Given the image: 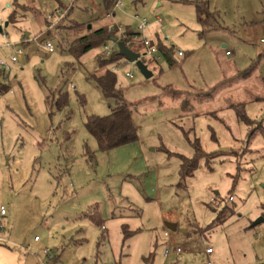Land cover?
Here are the masks:
<instances>
[{
	"label": "rangeland",
	"instance_id": "1",
	"mask_svg": "<svg viewBox=\"0 0 264 264\" xmlns=\"http://www.w3.org/2000/svg\"><path fill=\"white\" fill-rule=\"evenodd\" d=\"M32 1L37 14L4 27L10 9L0 0V57L7 60L14 46L23 51L0 78L7 87L0 93V264H205L208 245L224 253L247 248L243 226L264 217V0H207L217 28L197 22L196 0H123L108 11L111 18L101 0H75L77 22L96 16L98 25L115 24L134 41L145 18L140 34L151 40L156 32L174 50L172 67L157 54L140 56L149 79L140 59H124L114 70L133 108L138 140L107 153L98 151L84 123L112 108L91 79L103 73L96 57L104 46L75 60L61 53L46 35L59 19L48 27L43 22L57 0ZM58 1L65 7L73 2ZM152 57L156 63L147 62ZM245 70L251 72L246 79L239 76ZM60 92L65 97L58 107ZM231 104L244 105L247 125L227 108ZM196 148L206 156L180 179L179 156L193 159ZM213 211L231 219L229 229L224 223L200 228L214 220ZM95 212L93 221L88 216ZM173 220L179 230L171 232L165 223ZM126 225L139 232L125 239ZM253 229L250 249L262 253L251 264H264V223ZM176 247L182 251L177 256Z\"/></svg>",
	"mask_w": 264,
	"mask_h": 264
},
{
	"label": "trees",
	"instance_id": "2",
	"mask_svg": "<svg viewBox=\"0 0 264 264\" xmlns=\"http://www.w3.org/2000/svg\"><path fill=\"white\" fill-rule=\"evenodd\" d=\"M74 1L75 0H73L72 4L67 7L63 6L58 0L56 1L57 6L51 13L60 10L62 11V18L59 19L58 23L53 28L46 30V35L50 36L51 40L53 39L55 47L61 53H67L74 60L79 59L84 54L90 52V50L95 49L98 46H105L106 41L111 42L108 40L109 36L116 37L118 41L121 40L130 50H132L135 44L132 43L134 34L131 32L121 33L118 31L115 24L112 25L109 23H101V25H98V20H100V18L96 16L90 18L89 21L86 22H77V19L73 17V12L75 9H77L75 7ZM115 1L116 0H101V6L106 12L107 17L111 18V15L108 13V11L111 9V7H113ZM6 2H8V8L10 9L6 19L8 25L16 23L20 18H24L23 15L27 14L28 12H34L36 14L38 13L36 7L31 4L33 2L32 0L26 4H22L18 0H6ZM193 6L194 11L196 12V19L199 24L211 28L215 26L216 28L219 27V24L215 20L214 12L211 13L209 11L207 0H196L193 3ZM79 11H82V9H79ZM84 11L87 10L84 9ZM43 22L44 26L48 27V24L50 25L46 16L43 18ZM108 27L110 30L109 34L107 32ZM155 40L156 41L153 42V44L156 45L157 56L161 59L163 58L169 67H172L174 64V59H172L174 55L173 48L166 46L159 39ZM139 49L140 47L137 46L136 50L133 52L140 53ZM102 53L96 57V61L98 68L102 70L103 73L99 76L93 75L91 76V79L95 83L99 92H101L103 98L105 100L112 101V108L106 117H99L95 115L88 116L86 117L84 123L89 135L92 138H95L98 151L107 153L109 150L124 146V144H132L136 142L138 140V128L132 120L133 108L126 102L123 91L117 85V76H115L114 71L111 69V66L121 64L126 58L120 56L118 50L106 58L103 57ZM140 60L145 66H147L145 64V60L142 58ZM152 61L156 63L157 59L152 57V59L147 60V62L150 63ZM250 73V70H245V72L239 76L246 79ZM4 77L5 76L3 72L0 70V78ZM6 90L7 87L0 83V93ZM168 90L173 91L170 88H168L166 91ZM173 93L178 94L180 92L173 91ZM203 95L204 94L200 92L196 96L199 99V97ZM206 95L209 96L210 94L207 93ZM58 96H60L58 98H60L59 101L61 100V102L60 104L57 102V105L59 104L58 107H60L61 103L64 102L63 99L65 96H62L61 92ZM49 98L50 96H47V100ZM181 105L182 108L185 109L187 106L186 101L182 102ZM227 108L233 109L236 119H238L240 122H243L246 125L249 123V118H246L243 111L244 105L231 104ZM194 151H196V153L193 159H184L182 156H179L181 159V164L179 165L180 179H183L188 174H191L192 171L198 167L197 164L199 158L202 157V155L206 156L199 150V148L194 149ZM84 154L90 161H93L95 158L94 153H91L87 147H85ZM93 216L94 218H96V216L98 217L97 212H95L94 215L88 217L94 221ZM262 218L264 219V217ZM224 221L225 218L222 216V213H219L216 214L214 220L206 226L208 230H211L216 226H219V224L223 223ZM123 230L125 239L139 232V230H128L127 225L123 227ZM57 258L58 257L55 258V256H52L50 257V260L56 261Z\"/></svg>",
	"mask_w": 264,
	"mask_h": 264
},
{
	"label": "built area",
	"instance_id": "3",
	"mask_svg": "<svg viewBox=\"0 0 264 264\" xmlns=\"http://www.w3.org/2000/svg\"><path fill=\"white\" fill-rule=\"evenodd\" d=\"M122 5H123V0H116L114 5H113V7L114 8H119ZM61 15H62V11L57 10V11H54L53 13H47L46 17H47L49 22H54L55 20H58V19L62 18ZM136 18L139 19V17H136ZM147 24H148V21L145 18L139 19V23H138V26H137V29H138L139 32L135 34V40L134 41L132 40V43L135 44V45L138 44L139 47H141L143 49V52H142V54L140 56L151 57L152 55L157 54L156 45L153 44L152 40H149L146 37H144L142 34H140V32L142 33L144 31V28L147 26ZM117 29H118L119 32L122 31L121 27H117ZM140 35L142 37L141 39H140ZM2 38L6 39V35H3ZM12 46L13 45L9 44L8 42H6L4 44V47L9 49V51H10V49H12ZM44 47H46L49 52L54 50V47H52V44L50 42H46L44 44ZM14 48H15L14 52L12 54H10V56H9V58L7 60H5L4 58L0 57V70L3 72L4 76H5L6 73H9L11 71V65H13V63L17 62L18 58L23 55V51L20 48H17L16 46H14ZM117 50H118V48H117V45L115 43L108 42V44H105V46L103 47L102 55H103L104 58H106V57H109L113 52H115ZM226 55H229V53L226 52ZM177 56H181V53L178 52ZM121 65H122V63L114 65V66L111 67V69L114 71L115 69H117ZM125 76L132 78V75H130L128 73H126ZM232 200H233L232 198L229 199V201H232ZM4 214H5V210L2 207L1 210H0V216H2ZM164 236L167 237L168 233L165 232ZM34 240H38V238L35 237ZM176 252L180 253L181 249L177 248ZM46 253H47V251H45V254ZM205 253L207 255L212 254L213 253V249L208 247V248L205 249ZM167 255H168V248H165L164 251H163V256L166 257ZM50 257L51 256H49L48 258L50 259ZM205 264H212V263H211V261H206Z\"/></svg>",
	"mask_w": 264,
	"mask_h": 264
},
{
	"label": "crops",
	"instance_id": "4",
	"mask_svg": "<svg viewBox=\"0 0 264 264\" xmlns=\"http://www.w3.org/2000/svg\"><path fill=\"white\" fill-rule=\"evenodd\" d=\"M138 1H141V0H137L136 2H138ZM155 33V37L153 38V39H151L153 42H155L156 40L155 39H159L160 41H161V39H160V37L157 35V33L156 32H154ZM166 46H169V47H171L168 43L166 44V43H164ZM225 55H226V52H225ZM226 56H229V55H226ZM153 62V61H152ZM152 65L153 64H151V67H152ZM146 68H147V70L149 71V65H147L146 66ZM150 73H151V75H152V72L151 71H149ZM151 77H153V75L151 76ZM150 77V78H151ZM147 79V78H146ZM214 212V211H213ZM215 214L214 215H216V212H214ZM5 215V214H4ZM263 217V214L260 216V218H262ZM228 218V217H227ZM263 219V218H262ZM113 220H115V219H113ZM231 219H228V221H230ZM228 221L226 222V220L223 222L224 224H223V226L224 225H226V227H227V229H229V227H228ZM172 223L173 222H175V220H173V221H171ZM262 223H264V219H263V222ZM176 224V229L177 230H179L178 228V225H177V222L175 223ZM207 225V224H206ZM206 225H204V226H201L200 228H204ZM221 224H219V226H220ZM217 227V226H216ZM215 227V229H217ZM222 227V226H221ZM255 227V226H254ZM243 228H244V230H245V234H243V240H244V242H246L247 243V248H243V250L242 251H238L237 249L235 250V251H230V250H227V252L226 253H224V252H222V251H220V252H216L215 251V249L213 248V246H206V247H210V248H212L213 249V253L212 254H209V255H207L206 253H205V250H204V258L205 259H207L206 261H210V259L209 258H213L214 259V262L216 263V264H228V263H226V262H223V259H226V258H228L229 260H231V264H251L252 262H257L259 259H258V256H260L261 255V253H262V250H261V248H258L257 250H254V249H250V247H251V242H252V240H253V238H254V229H253V226H251V224H250V227H245V226H243ZM186 229V228H185ZM176 230V231H177ZM188 231V229H186V230H184V231H181V233H186ZM166 232V231H165ZM164 232V233H165ZM164 233H163V237H165L164 236ZM168 237V236H167ZM167 237H165V238H167ZM221 237V236H220ZM220 237L218 236L217 237V235L216 236H214L213 237V242L214 243H216V245L217 244H220L221 242H220V240H218V239H220ZM34 239H35V237H34ZM35 241H37V240H35ZM39 241V240H38ZM174 242V240L172 241V243ZM169 244V241H167V242H165V244L167 245V246H169L168 244ZM206 247H205V249H206ZM166 248H168V247H166ZM177 248H179V247H176L175 249H173V254H175V256H177V255H179L180 253H182V251L180 252V253H177L176 252V249ZM165 249V248H164ZM169 250H171L170 249V247L168 248V255H169V253H170V251ZM164 251V250H163ZM48 252V251H47ZM44 254H45V251H44ZM168 255L166 256V257H164V258H167L168 257ZM47 258V257H46ZM47 261H49L48 260V258H47ZM205 261V262H206Z\"/></svg>",
	"mask_w": 264,
	"mask_h": 264
},
{
	"label": "water",
	"instance_id": "5",
	"mask_svg": "<svg viewBox=\"0 0 264 264\" xmlns=\"http://www.w3.org/2000/svg\"><path fill=\"white\" fill-rule=\"evenodd\" d=\"M7 25H8V23L6 22L4 24V27H6ZM0 32H1V28H0ZM108 40L115 43L117 45L119 55L123 56L124 58H126V60L130 61L131 63H136L140 59L139 53H137V52L135 53L132 50H130L127 47V45H125L121 40L118 41V39L116 37L109 36ZM139 70H140L141 74L144 75V77L147 79H149L152 76L151 73L147 70L146 66L141 62V60L139 63ZM262 222H263V219L258 218L257 220H255L254 222L251 223V226L254 227L258 224H261ZM165 228L170 230L171 232L177 230L175 223H173V224L172 223H165ZM181 231H184V230H181Z\"/></svg>",
	"mask_w": 264,
	"mask_h": 264
}]
</instances>
